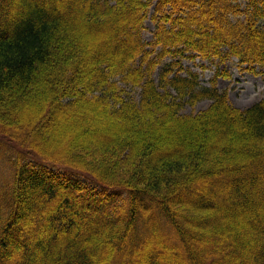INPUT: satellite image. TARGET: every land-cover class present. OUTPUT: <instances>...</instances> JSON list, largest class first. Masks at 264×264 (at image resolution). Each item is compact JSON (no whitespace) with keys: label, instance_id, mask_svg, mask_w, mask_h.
I'll use <instances>...</instances> for the list:
<instances>
[{"label":"trees","instance_id":"obj_1","mask_svg":"<svg viewBox=\"0 0 264 264\" xmlns=\"http://www.w3.org/2000/svg\"><path fill=\"white\" fill-rule=\"evenodd\" d=\"M71 1L0 0V264L108 262L138 228L143 252L131 244L117 264H156L144 252L164 243L182 264H264V96L236 108L217 85L227 71L203 85L164 61L236 57L264 72V0ZM91 29L115 45L82 48ZM86 104L117 130L80 150L54 142L57 114ZM166 122L183 133L170 149L152 138Z\"/></svg>","mask_w":264,"mask_h":264},{"label":"rangeland","instance_id":"obj_2","mask_svg":"<svg viewBox=\"0 0 264 264\" xmlns=\"http://www.w3.org/2000/svg\"><path fill=\"white\" fill-rule=\"evenodd\" d=\"M71 2H72L71 0H58V6L60 9H63L67 7L68 4ZM153 8L154 6H152L151 8L149 18L145 22V29L143 31V38L146 39L147 41H150L153 38V33L156 27L155 21L151 19ZM1 13L2 14L0 16L6 15V14H3L4 13L3 10H1ZM131 16L132 15L130 12L127 13L125 17L123 18V24L126 25L129 22L128 20H131L132 18ZM1 19H3V17H0V20ZM105 39L110 41L111 45L113 43H114L113 45H115V40L114 41L112 40L113 37L109 33L100 34L98 33L97 30L91 29L88 33V39H86L87 41L84 40L85 42L82 43V46H83L82 48H86V50L90 48L96 49L98 45H101L100 44L101 42L105 41ZM95 49H94V52H97V50ZM121 49L122 51H124L123 48ZM173 59L182 60L181 64L183 66V69L181 70V73L183 75H186L188 70L197 72L199 74V80L201 81L203 85H209L211 82V79L213 78L215 73H217V71L219 72L227 71L229 73V76H225L222 74L218 75L217 85L221 90H227L229 94V101L236 108L245 109L247 107H250L252 104L257 102L264 96V72H261V69L259 67L257 68L258 72L245 69L242 65L238 63V58L236 57H232L224 63H219L218 61L212 62L200 56H197L195 58H190L186 56L181 57V58L179 57L172 58L171 56H167L164 59V61H171ZM160 67L161 66H158L155 71V78L157 81H159L158 74H159ZM127 91L129 92V96L137 100L139 99L140 88L128 86ZM211 102L212 100L210 98H203L194 105L186 104L185 107L183 108V112L188 113V114L189 113L191 114L199 113L200 111L206 109L210 105ZM90 106H91L90 104L89 105L86 104L82 106L81 108H78L75 110L73 108H70V109L64 110L63 112L65 113L57 114L58 115L57 118H59L58 120L60 121L56 120L54 122L55 124L52 126V128H54V134L52 133L53 138H54L53 141L58 144L60 143L64 144V140L71 139L73 137L74 140L72 141L71 146L73 147L72 149H77V150H80V148H78L79 146L85 145V144H91V143L104 144V141L106 140V138H108V136H110L112 133H114L117 130L116 124L115 123L113 124L111 121L106 119L105 114L101 113L99 109L100 107L99 104L97 105L98 112L93 110L92 107ZM162 127H163L162 131H158L157 133L152 134V138L155 139L154 142L156 143V146L158 147L160 146V148H163V149H170L175 144L182 141L183 133H179V129L176 130V128L172 127L171 123L166 122L164 126ZM199 127H201L202 130L204 129V126L202 127V124H200ZM110 129H112L111 133H110ZM185 131L187 133L188 130L185 129ZM201 136L202 137L200 138V141H202L204 137L207 138L205 132H202ZM66 144L67 143H65V145ZM122 197H124V195H122ZM126 202H127L126 200L121 199V201L119 202V207L122 208L123 207L122 204L126 205ZM224 205L227 208L229 207L232 208L229 202L225 203ZM162 225H161V233H164L167 229H166V226L164 225L162 226ZM141 230L140 228H138L137 229L138 233L136 234L134 233L135 234L134 238H129L123 242L124 246L121 251L120 249L116 248L115 251H113L112 253L110 252L109 254L110 258L108 262L106 261V259H104L105 260V261L103 260L104 263L105 264L107 263L117 264L120 259L126 262L128 260V257H126L128 256L127 254L128 252H126V249L128 248L129 250L130 246L132 247V245L136 243L139 244V248H137L136 251L139 252L140 250L141 252H143L142 248L144 247L142 246L144 242L143 240L140 239V234H142ZM166 233L167 232H165L164 235H167V236L171 235V234H166ZM152 245H154L152 240L145 243L146 248L144 251H146L149 246H151V248H154V246L152 247ZM162 246L163 248L162 249L159 248V251H152V255L151 253L147 251L144 252V255H147V257L151 259L152 261H155L156 264H182L181 259L174 255L173 249H170V247L165 243ZM176 247L180 248L179 245H176ZM189 251L190 250L187 249L185 252H183V255L186 257V259L190 258L189 256H187ZM131 252L133 253L132 256H134L135 255L134 249H132ZM103 261L99 264H102Z\"/></svg>","mask_w":264,"mask_h":264}]
</instances>
